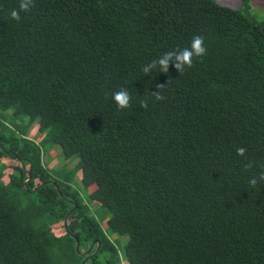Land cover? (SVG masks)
<instances>
[{
  "label": "trees",
  "instance_id": "1",
  "mask_svg": "<svg viewBox=\"0 0 264 264\" xmlns=\"http://www.w3.org/2000/svg\"><path fill=\"white\" fill-rule=\"evenodd\" d=\"M18 6L0 0V264H82L94 239L85 264H120L112 233L127 264H264V181L249 184L264 172V17L250 0H34L16 20ZM195 35L206 53L183 73L142 71ZM54 145L64 174L43 162Z\"/></svg>",
  "mask_w": 264,
  "mask_h": 264
},
{
  "label": "clouds",
  "instance_id": "2",
  "mask_svg": "<svg viewBox=\"0 0 264 264\" xmlns=\"http://www.w3.org/2000/svg\"><path fill=\"white\" fill-rule=\"evenodd\" d=\"M34 4V0H19V10L13 9L10 12V15L13 19L19 20L20 19V11L28 12L31 10L32 6ZM206 53V48L204 47V38L200 35L193 36L190 46L178 49V50H172L164 53L162 56H160L158 59L151 61L147 65H145L142 68V71L144 73H149L152 69L159 68L160 71L167 72L168 67L171 64L174 65V67L179 70L180 73H183L185 70V67H191L193 64V57L194 56H202ZM163 85H157V91L152 92V95L155 97L156 100H162L164 99V96L161 93V89H163ZM112 98L117 104L118 108H127L130 107V100L131 97L129 95V92L126 88H121L118 91H115L112 93ZM141 107H147V102L142 101ZM237 155L244 156L246 149L243 147L236 149ZM246 167H251V164L246 165ZM264 181V172H261L258 177L253 176L249 180V184L252 186H255L258 182Z\"/></svg>",
  "mask_w": 264,
  "mask_h": 264
},
{
  "label": "rangeland",
  "instance_id": "3",
  "mask_svg": "<svg viewBox=\"0 0 264 264\" xmlns=\"http://www.w3.org/2000/svg\"><path fill=\"white\" fill-rule=\"evenodd\" d=\"M241 1L242 0H229V1L223 0V2H230L232 5L240 4ZM250 7L252 8V10L257 12L258 16L264 17V0H250ZM29 136L31 138H34L36 141L40 139V133L37 131L36 126L30 127ZM42 157H43V162L49 167L51 171L55 173L64 174V172H66V170L69 169L68 167L66 168L64 167V165H66L67 163L64 161L61 148L58 145L56 146L54 145L53 148L45 152ZM74 164L75 161L69 163L68 166L71 167ZM76 185H78L79 191L81 192L83 199L86 200V191L82 186L81 182L79 181V184L77 183ZM89 206L91 211H93L94 215L96 216V218H98V221L101 223V225L105 226L104 224L107 218L110 216L109 210L96 202L89 204ZM109 237L117 244V247L121 255L120 264H127L126 259L123 257L124 245L127 242V236H118L117 234L112 233L109 235ZM86 249H83L82 251H85ZM82 251L80 250V252ZM84 258H86V256ZM84 258L82 259V261L84 260Z\"/></svg>",
  "mask_w": 264,
  "mask_h": 264
},
{
  "label": "water",
  "instance_id": "4",
  "mask_svg": "<svg viewBox=\"0 0 264 264\" xmlns=\"http://www.w3.org/2000/svg\"><path fill=\"white\" fill-rule=\"evenodd\" d=\"M16 159L18 160V158H16ZM29 179H30V176L28 177L27 180H29ZM70 201H72V200H70ZM72 202H74V201H72ZM76 206H77V204L74 203V207H76ZM66 221H67V216L64 218V223L65 224H66ZM74 238H75V242H76L75 247H76L77 250H79V241H78L76 236H74ZM95 243H96L95 250L92 253H90L89 255H87L86 258H84V260L81 262L82 264H85V262L87 261L88 257L93 256V255H95L97 253V251L99 249L100 242H99V240L94 239V240H92V242L90 243L89 247L85 251H82V252L79 251L81 255H86L93 248Z\"/></svg>",
  "mask_w": 264,
  "mask_h": 264
},
{
  "label": "flooded vegetation",
  "instance_id": "5",
  "mask_svg": "<svg viewBox=\"0 0 264 264\" xmlns=\"http://www.w3.org/2000/svg\"><path fill=\"white\" fill-rule=\"evenodd\" d=\"M90 252V251H89ZM89 252L87 254H89Z\"/></svg>",
  "mask_w": 264,
  "mask_h": 264
}]
</instances>
